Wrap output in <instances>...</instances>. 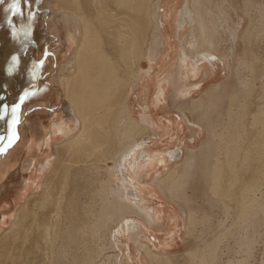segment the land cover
I'll return each instance as SVG.
<instances>
[{
  "label": "bare ground",
  "instance_id": "obj_1",
  "mask_svg": "<svg viewBox=\"0 0 264 264\" xmlns=\"http://www.w3.org/2000/svg\"><path fill=\"white\" fill-rule=\"evenodd\" d=\"M173 2L174 0H54L52 6L42 5L41 8H50L46 17L41 18L42 22L35 18L34 23V18H29V14L25 17L20 15L16 19L18 27L26 31H29L25 24L28 18L31 28L38 29L40 23L43 24L46 29L45 37L41 36L38 40V37L34 39L29 35L28 40L21 41V35H12L10 28L4 36H0V67L4 71L2 74L9 76L12 81L19 78L31 82L32 86L31 91L25 93L22 87L14 88L10 82L12 88L9 90H17L9 96L0 83V143L7 138L16 117L18 131L27 128L31 133L25 130L30 135L31 143L22 152L24 157L21 162L26 163L23 168L25 170L29 167L30 175L36 177L38 173L42 179L40 185L35 186L40 194H31L25 198L21 207L14 212L8 228L3 229L0 225V257L4 255L9 258L10 264H55L54 249L70 251L69 243L84 233L85 226L82 225L88 219L93 220V225L90 226L92 236L107 237L110 245L118 250L115 264L129 260V241L142 251H150H143L148 261L171 264L172 260L168 255L154 252L169 247L170 243L159 241L157 245H153L154 250L151 251L146 244L131 240L134 236L139 238V235H150L153 230L162 229L165 220L162 211L156 208L145 209L129 205V198H132V202L135 198L127 190L125 178H129V174L124 170L129 165L140 168V171H135L136 177L151 166V160L156 161L163 165L168 175L152 180L161 179L163 189L166 186L173 190L172 193L166 191L170 196L179 191L181 181L172 178L177 167L184 164L186 157L181 158L180 149L178 152L169 150L165 154L163 152L154 155L149 149H145L144 139L151 133L154 137H159V134L166 132L168 125L163 124L160 127L150 114L144 122L134 119L129 107V96L133 91L143 94L153 91L155 97L151 106L156 107L166 100L170 85L174 92L171 102L178 106L184 103H179L178 99L195 93L192 88L197 85L190 83L189 78L195 80L201 75L208 78L210 69L215 72L214 66L217 67L219 62L217 55L209 49L206 50V45H202V48L198 46L201 42L209 44L212 38L209 34L213 31L211 27H214L215 22L209 17L210 0H187L180 19H177L178 7ZM28 4L29 2L21 1L24 12H28L25 9ZM176 20L177 26L174 27ZM258 29L264 30L260 26ZM172 34L180 38L178 53L175 46L173 49L167 42ZM187 35L192 37L194 46L185 42ZM46 38L48 44H40ZM27 41L33 43V46H39L38 50L33 49L25 54ZM245 41L250 40L246 38ZM250 45L247 42L245 44L243 64L251 76L262 78L264 64L259 65V56L250 51ZM186 49H195L194 56H189ZM50 52L52 56L49 55ZM173 55H176V61L175 64H170ZM144 59L151 62L150 69L152 73L156 71V74L141 75L140 66ZM220 62L224 63L221 60ZM165 65L170 69L159 81L158 68ZM35 72L42 75L44 80L36 78ZM240 73L237 67L231 76L226 75L225 79L210 87L200 98L191 101L197 107L202 103L208 104V114L212 117L219 114L221 108L224 111L221 133H211L213 137L218 136L221 143H206L194 157L198 163L201 181L214 197V203L221 204L220 209L225 219L231 214L234 215L232 227L239 229V242L245 240L248 232L254 233L260 229L258 214L263 210L262 198H257V190L254 188L259 180L256 163L260 161V158L257 159L260 155L255 156V151L258 144H264V87L261 91H255L251 83L253 79L248 80ZM6 82L4 79L6 87H10ZM22 99H25L23 103ZM241 99H245L244 103L240 102ZM179 108H182L181 105L177 107ZM58 116L60 120L54 121ZM33 121L41 128L47 147L52 146L54 163L51 158L39 164L41 148L33 139L30 126ZM47 123L49 128L45 133ZM53 140L60 141L52 143ZM36 149L38 151L35 158L26 162L25 156L36 153ZM17 153L19 148L14 147L11 152L7 151L0 157V178ZM220 155L224 156L220 158ZM108 161H117L113 171L107 168ZM89 173L98 174L102 178L98 180L99 184L105 185L107 189L102 193L100 188L102 194L92 196L91 201L89 199V208L86 211L80 205V200L74 196L80 191L77 186L81 184L82 176ZM114 175L123 177L122 184L118 187L121 191L117 192L112 187ZM29 177L24 179L27 188L30 186ZM95 194H98L97 191ZM209 198L212 203L213 200ZM36 210L41 212L40 217ZM129 213L136 215L138 219L128 220ZM194 214H197L196 211H191L186 222L188 220L190 223ZM114 220H122L123 223L113 229ZM207 228H210L209 232L212 231L211 227ZM151 235L152 240L157 241V237L152 233ZM227 237H231L230 232ZM39 240L40 246H35L34 242L38 244ZM101 250L100 253L106 251L104 248ZM13 251L17 253H12ZM230 251H227L228 254ZM207 252L204 249L199 256L192 255L186 264H206ZM143 263L139 261V264ZM233 263L232 259H228L223 264ZM236 264L245 262L237 260Z\"/></svg>",
  "mask_w": 264,
  "mask_h": 264
},
{
  "label": "rangeland",
  "instance_id": "obj_2",
  "mask_svg": "<svg viewBox=\"0 0 264 264\" xmlns=\"http://www.w3.org/2000/svg\"><path fill=\"white\" fill-rule=\"evenodd\" d=\"M53 1L54 0H25V2L27 3L29 2L27 7H29V5L31 4L32 11L27 10L30 15L29 18H34V23H35V18H36L35 15L37 14L39 15L38 19H41L44 13L41 12L40 10L47 9L48 12L50 11V8H46V7L41 8L42 5L52 6ZM186 2L187 0H174V2L172 3V4L176 3V6L178 7L177 8V19L181 18L182 16L181 11L184 10V7L186 6ZM208 3L210 6L208 10L210 12L209 17L210 19H212V21L215 22L216 25L214 24V27H211L213 28V31L209 34V36L212 37L210 40V43L206 44V43L199 41L201 43H198V46L202 48V45H206L207 46L206 50L209 49L213 54L217 55V57L219 58V62H217V67L214 66L215 72H213V70L210 69V75H209L210 78L208 77L205 79L204 77H201L202 75L196 78L195 80H192L191 77L189 78V82L196 84L197 86L192 88V91H195V93L189 96L187 95L183 99H178L179 103L184 102L183 104H178V106L181 105L182 107L181 109L179 108L180 110L177 109L178 107L177 105H174L171 102V100H173V97H174V92H173V89H171L170 85L167 88V93L165 96L166 100L160 102L159 105L156 107L151 106V103L153 102V99L155 97V92L153 91L148 92L147 94L145 93L143 94L140 91H135V92L133 91L131 92L129 96L130 98L129 107L131 109V115L134 119L140 122H144L147 120V117L150 114L157 120L156 123L160 125V127H162L163 124L164 126L165 125L169 126V127L167 126L165 133L162 132L161 134H159V137L158 136L154 137V134L152 133L149 136H147L143 141V144L146 146L145 149H149L148 151H150L152 155L157 154V153L163 154V152L165 154L169 150L172 152H178V149H180L181 158L183 159L184 157H186L184 164L177 167L176 173L175 175H173L174 178H172V179L181 181L179 191L176 194L173 193L174 194L173 196L172 195L170 196L168 193H166V191L172 193L173 190L166 186L163 189V185L160 182L161 179L158 181L152 180L155 178L157 179V177H164L165 175H168L163 165L158 164L156 161L151 160L150 161L151 166H149L148 168H145L146 170L144 171V173H141L138 176L136 175V177H135V171H140L141 169L137 167L132 168L129 165V167L126 166L124 170L127 172V174H129V178L126 177L125 179L127 181V190L129 194L130 195L133 194L135 198L134 202H132V198H129V205H132V206L135 205V207L139 206L145 209L156 208L162 211L163 220H165V224L163 225L162 229L160 230L155 229L151 233L155 237H156L155 234L158 233V231L162 233L165 238H163V240L160 242L165 241L167 243H170L169 247H171V243H172L171 235L174 232L173 229L176 228V237L178 239L176 241H178L179 246L176 245L174 247L173 251L175 254H177V258L173 260V264H186L187 260H188L187 263H189V257H191L194 254H196V256H199L201 252L204 251V249L208 251L207 254L205 255L207 258L206 264H211L212 260H213L212 264H223L228 259L230 260L232 259L234 261L233 264H236L237 260H244L245 264H264V152H263L264 144L262 146L258 144L256 146V151H255V156L260 155V157L258 158L256 157L258 160L260 158V161L256 160L257 161L256 164L258 165V169H259V176L257 175L259 180L256 181V183L254 184V188L256 187L255 189L257 190L256 192L257 198H260V200L262 198L261 206L263 207V210L260 211L258 214V218L260 219V229H258L254 233L248 232L246 234L245 240H241L239 242L237 240L239 229L236 227H232L234 215L231 214L230 216L227 217V219H225V215L220 209L222 208L221 204L214 203L215 201L214 197H212L211 192L207 190L205 183L201 181L200 174H199L200 172L197 169L198 163L194 157L195 154L201 151V148L206 143L208 144L214 143L216 145L218 142L219 144L221 143L220 138L218 136L213 137L211 133H213V131H216V134L221 133L222 131L221 126H224V124H222L223 123L222 116H223L224 111L221 108L219 111V114H216V116L212 117V115L208 114V111H209L208 104L202 103L199 107H197L198 105L194 104L193 102L191 103L193 99L200 98V96L203 95L214 84H217L221 82L223 79H225L226 75L231 76V73L237 67H239L242 73V74L240 73L241 76L247 77L248 80L250 78L253 79L251 83L253 84L255 91L256 90L261 91V89L264 87V77L255 78L251 76L250 73L246 72L245 65L243 64L244 47H245L246 42L251 43L250 48H249L250 51H253L256 54H258L259 65L261 66L262 64H264V30L260 31L258 29L259 26L264 29V0H210V2ZM199 4H198V9H200V6H201V4L200 5ZM37 11H40V12L38 13ZM23 13H24V10L22 9L21 15L25 17V14ZM28 13H26V15ZM159 13L162 14V12H159ZM16 19L17 17L15 18V22H16ZM28 19H27V23L25 24L28 27L29 31L27 30L28 31L27 32L26 30H22L24 33L26 32V34H23L22 36L26 38L29 35H31V37H33L34 39H37L38 37V40L41 39V36L45 37L46 35V29L44 28L45 26H43V24L42 25L40 24L41 27L38 29V33H39L38 35L36 29L31 28L32 25H30L31 22H29ZM249 21H251V23ZM41 22H42V19H41ZM15 26H19V25L16 24ZM176 26H177V20L174 23V27ZM189 27H191V25ZM7 30H9V28H7ZM186 37L187 38L185 42L186 43L190 42L191 45L194 46V42H192L193 40L192 37L190 38V35H187ZM246 38L247 40H250V41H245ZM26 40L28 39L26 38ZM167 42L170 43V46L173 47V49L175 46L176 52L178 53V51L180 50V45H179L180 38H177L176 36H173L172 34L171 38L167 40ZM167 42H166V45H167ZM40 44L47 45L48 44L47 38L46 40H42ZM33 45H34L33 43H29L27 41L26 48L24 50L25 54L30 53V51L33 49L38 50L39 46L37 47ZM10 48H12V46H10ZM186 52L188 53L189 56H194L195 49H191V50L186 49ZM49 55L52 56L51 52ZM170 59L171 60L169 61V63L175 64L176 55H173ZM220 60L223 61L224 63L221 64ZM140 67H141V75L156 74V71L152 73V70L150 69L151 62L147 59H144L141 61ZM1 69L2 68L0 67V83L3 87V91L6 90V94H8L9 96L12 95V92L14 93L17 89H13L11 92L9 88H12V87L16 88V86L22 87L25 93H28L31 91V88H32L31 82L21 80L19 78L16 79V81H12L9 76L7 77L5 76V74H2V72L4 73V71ZM158 69H159V73H158L159 75L157 77V80L160 81L161 79H163L164 76H166L170 68L168 65H165L164 67H161ZM35 77L40 78L41 80H44L42 75L36 72H35ZM4 79L7 80L6 83H8L10 87H6L4 83ZM10 82L13 85L12 87H11ZM195 88H197V90H195ZM23 101H25V99L24 100L22 99L21 102L23 103ZM243 101H245V99H241L240 102L244 103ZM163 106H166L167 108H163ZM204 113L206 114V116ZM58 115H59V112H58ZM201 116H203V118H200ZM59 120H60L59 116L54 119V121H59ZM16 121H18L17 118L15 119L13 124L17 123ZM30 126L32 129V134L34 135V138L33 136L32 138L38 145H40V148H41L40 149L41 156L38 159L39 164H43L46 159H51V158L53 159V163H54L55 157L53 154V148L52 146L47 147L45 143V139H44L45 136H43L41 133V128L39 127V125L37 126L36 123H34V121ZM259 126L261 127V125ZM18 127H19V124H18ZM11 128H12V125L10 129ZM48 128H49V124L47 123L45 125V133L48 132ZM20 129H21V126H20ZM25 130H27L28 133L31 134L27 128H25ZM25 130L23 129L20 132L17 130L19 137L22 140L18 142L16 146L19 148L20 158L24 157L22 152H24L28 144L31 143L30 135L27 134ZM134 136L136 137V135ZM134 139L135 138H133V140ZM37 141H39V143ZM58 141L53 140L52 143H56ZM130 141L131 140H129V142ZM187 148L191 150H187ZM37 151L38 149H36V153H32V154L30 153L28 156H25L27 159L26 162L31 161V159L35 155H37ZM248 153H250V151H248ZM222 156L224 155H220L219 157L221 158ZM115 162L117 161H108L107 168L109 167L108 169L113 171L115 168L114 167ZM91 163H93V161ZM21 164H22L21 170L17 172V175L15 178L12 177L13 180L19 178L20 185L18 186L17 191H15L14 193H9L10 200L6 198L7 203L9 205H11L10 202L12 200L16 202L17 203L16 208L11 210V212H9L7 216L5 217L1 215L0 213L1 218H3L2 220H0V225L3 227V229L8 228L14 212L18 208L21 207L25 198L28 195H31V194L39 195L40 194V192L36 191L35 186L36 187L39 186L40 183L42 182L41 176L38 173L36 174V177L34 175H30L29 167H26L27 169L25 170L23 168V166H26V163L23 164L21 162ZM82 164L86 165V163H82ZM94 164H99V163L94 162ZM156 164H158V166H156ZM170 167H172V165ZM128 168H130V172H128ZM26 176H30L28 179V182H30L29 188L25 187L24 185V179L26 178ZM99 178L100 177L98 176V174L95 175V174L89 173V174L82 176L81 184L78 183L79 186H77V188H79L80 191L78 190L79 192L74 197L75 199L80 200L81 202L80 205L86 211H88L87 210L89 208L88 205L91 199H93L92 196L101 195L103 191L105 192L107 189L105 185L99 184V181L102 179V178L100 179ZM96 180L97 181L99 180V181L96 182ZM122 180H123L122 175L113 176L114 185L112 187H114L117 192L118 190L121 191V189L119 188H120V185L122 184L121 183ZM1 181L2 180H0V182ZM128 182H130V184H128ZM100 188H101L102 193L100 191ZM25 189H26V192H25ZM95 191H97L98 194H95ZM9 194L6 197H8ZM163 195L165 197L167 196L166 198H168L172 202H173V199L175 198V200H178L180 202L181 207H184L185 205V209L182 208L181 210H176L173 207H171L172 209H166L163 206H161L160 203L158 204L153 203L152 201L153 199H156L155 202H157L158 199H162ZM18 196L22 197V199H19ZM191 196H192V201L190 199ZM209 197H211V199L213 200L212 203L210 202ZM142 198H144L143 201H142ZM213 205H215V207H213ZM191 211H196L197 213V214H194L193 220L191 221L194 224H190L191 222L189 223L188 220L186 222V218L188 219V215ZM0 212H1V207H0ZM36 212L38 213V216L40 217L41 212H39L38 210H36ZM160 216L162 215L160 214ZM127 219L137 220L138 217L132 213L131 214L129 213L127 215ZM197 220H198V224H196ZM91 222H93V220L88 219L85 225H82V226H85L84 233L80 237H75L69 243V245L71 244L70 251L61 252L60 249L59 250L54 249L53 259H55V264H99L100 262H103L106 264H115V255L119 254L118 250L113 248L110 245V240L106 239L107 237L104 238L103 236H100V237L98 236L96 238L94 237L95 235L92 236L90 232L91 231L90 226L93 224H91ZM112 222H113L112 224L114 225L112 227L113 229H116L117 226L123 223L122 220L121 221L114 220ZM207 222L208 224H206ZM209 224L211 226H209ZM206 225H208L207 227L212 228L211 232H209L210 228L208 229ZM109 227H111V225H109ZM205 228L206 230H204ZM228 232L231 233V237H227ZM101 233H104V232H101ZM151 233H150V236L152 237ZM148 236H149L148 233H146L145 236L139 235V238L138 237L136 238L140 239L141 242H142L141 238H143L146 241V243L144 244H146L150 248V250L153 251L152 250L153 245L154 244L157 245L158 243L156 241L149 242L150 237ZM214 239L216 241H213ZM74 240H77V241H74ZM38 242H39L38 244L34 242V245L40 246L41 244L40 240ZM148 244L151 245V247ZM26 245H28V242L26 243ZM209 246H211L212 248L210 247V249L208 250L207 247ZM93 247H95L96 250ZM169 247H165L162 250H166ZM102 248L106 250L104 253L103 252L100 253V250ZM226 250L227 251L231 250V251L228 254ZM11 251L12 249L10 248V252ZM143 251L150 252V251H147V249ZM10 252H7V253H10ZM12 253H17V251H13ZM98 253L100 254L98 255ZM227 254L229 255V257ZM209 260L211 261V263ZM129 261H133V260L130 258L127 262L122 263V264H129ZM139 261L141 260L140 259L136 260L135 264H139ZM196 262L198 263V259ZM0 264H10L9 258L7 259V257L3 255L2 257H0ZM171 264H172V261H171Z\"/></svg>",
  "mask_w": 264,
  "mask_h": 264
},
{
  "label": "crops",
  "instance_id": "obj_3",
  "mask_svg": "<svg viewBox=\"0 0 264 264\" xmlns=\"http://www.w3.org/2000/svg\"><path fill=\"white\" fill-rule=\"evenodd\" d=\"M21 1L25 2V0H21ZM13 2H14V0H6V1H4V0L1 1L0 0V36H2V35L5 34L7 28H10V29H12V30L15 31V32H13L11 30L12 35H16V34L19 33L18 35H21V36H19V40L24 41L27 37L25 38L22 35L23 34H26V32L24 33L22 31L23 30L22 28H20L18 26H15L16 25L15 18L18 17V16L20 17L21 13L20 14L13 15L12 10H11V5H12ZM21 9L24 10V7L21 6ZM25 9L32 11L31 10V4L29 5L28 9H27V6L25 7ZM37 9H38V7H37ZM40 11L44 13V15H42V18L44 16L46 17L48 11L46 9L45 10L43 9V10H40ZM40 11H37V12L39 13ZM26 13H28V12H24L25 15H26ZM35 17H36V20H37L38 17H39V15L36 14ZM38 29H36V31H38ZM10 49H12V48H10ZM0 64L2 65V63H0ZM22 95H24V93H22ZM15 118H14V121H15ZM17 130H18V123H15L14 125H12V128L9 130L8 135H7V138H5L2 141V143L0 144V157L3 156L4 154H6V151H10L11 152L12 149H14V147L17 146V143L20 142V141H22L21 138L19 137V134H18ZM21 158H20V152L17 153L16 156H14L11 159V165L5 170L6 172L3 173L2 177L0 178V180H2L0 182V204H1V206H0L1 207V212L0 213L4 217L7 216V214L9 212H11V210L15 209L16 208V205H17V203L14 202L13 200L10 202L11 205H9L7 203L6 198L8 200H10L9 199L10 198V194L9 193H14L15 191H17V188L20 185V182H19L20 179L17 178L15 180H13L12 177H16L17 172L20 171L21 168H22ZM12 160H15V162L13 163ZM12 165H14L13 168H12ZM4 176H6V177H4ZM2 183H4V184H2ZM8 194H9V196L6 197ZM166 197L163 195L162 196V199H158L157 202H155L156 199H153L152 201L155 204L160 203L161 206H163L166 209H172L171 207H173L176 210H181L182 208L185 209V205H184V207H181L180 202L178 200H175V198L173 199V202H172V201H170ZM18 198L19 199H22V197H20V196H18ZM190 199L192 201V196H191ZM2 219L3 218H1V216H0V220H2ZM173 231L174 232L171 235V240H172L171 247H169L166 250H161V251L152 249V250H154V252L156 251V253L158 252L160 254L162 253V254L169 255L170 256L169 259L172 260V264H173V260L175 258H177V254H175L174 251H173L174 250V247L176 245L179 246L178 241H176V240H178L177 237H176V228H174ZM155 235L157 237V241L156 242L162 241L163 238H165L164 235L162 233H160L159 231ZM148 237H150L149 240L153 241L152 240V237L150 235ZM141 239H142V242L143 243H146V241L143 238H141ZM131 240H134V241L135 240L136 241L139 240L140 241V239H137L135 236ZM131 243H133V242H130L129 241V246H130V248H129V259L131 258L133 261H129V264H135V261L138 260V259H140L142 262H144L143 264H154V263H157L155 261L154 262L153 261H148V259H146V258H148L147 255L144 256L145 255V252H143L142 250L138 249L137 247H135L134 244H131ZM149 246L151 247V245H149Z\"/></svg>",
  "mask_w": 264,
  "mask_h": 264
},
{
  "label": "snow or ice",
  "instance_id": "obj_4",
  "mask_svg": "<svg viewBox=\"0 0 264 264\" xmlns=\"http://www.w3.org/2000/svg\"><path fill=\"white\" fill-rule=\"evenodd\" d=\"M11 10L13 15L20 14L22 9H21V0H14V2L11 5Z\"/></svg>",
  "mask_w": 264,
  "mask_h": 264
}]
</instances>
